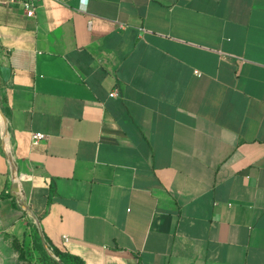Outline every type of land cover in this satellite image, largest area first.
Instances as JSON below:
<instances>
[{
    "label": "crops",
    "instance_id": "obj_1",
    "mask_svg": "<svg viewBox=\"0 0 264 264\" xmlns=\"http://www.w3.org/2000/svg\"><path fill=\"white\" fill-rule=\"evenodd\" d=\"M36 4L0 0V264H44L6 152L87 264H264V0Z\"/></svg>",
    "mask_w": 264,
    "mask_h": 264
},
{
    "label": "trees",
    "instance_id": "obj_2",
    "mask_svg": "<svg viewBox=\"0 0 264 264\" xmlns=\"http://www.w3.org/2000/svg\"><path fill=\"white\" fill-rule=\"evenodd\" d=\"M47 243H51L50 240L46 236ZM13 246L16 248V250L19 252V258L22 261L20 264H29L31 261L27 259V251L26 249L19 244L18 241L13 242ZM35 246L40 251V259L44 264H59L57 261L52 260L47 252L44 249V246L41 241V237L39 233H36L35 237ZM51 249L56 254V256L59 258V260L63 264H87L85 259L77 254H74L68 250H61L60 248L54 246L51 243Z\"/></svg>",
    "mask_w": 264,
    "mask_h": 264
},
{
    "label": "water",
    "instance_id": "obj_3",
    "mask_svg": "<svg viewBox=\"0 0 264 264\" xmlns=\"http://www.w3.org/2000/svg\"><path fill=\"white\" fill-rule=\"evenodd\" d=\"M0 117L4 120H6V115L0 110ZM7 133H8V129H7V125H6V132L4 133L5 138L7 137ZM7 156L10 160V162L13 164V167L15 165V176H16V183L14 184V189L17 191L16 192V196L19 200L20 206L22 209H24L25 211H27L35 220L36 224L38 225L39 228V232H40V237L42 240V244L44 246L45 251L47 252L48 256L52 259L57 261L59 264H63L59 258L56 256V254L53 252V250L49 247V244L47 243L46 237H45V233L43 231V228L41 226L40 220L38 218V216L34 213V211L32 210V208L29 206V204L27 203V201L24 199V195L22 194L21 190V175L18 169V165L16 163V160L12 157L10 152H6ZM17 185H20V192H18L17 190Z\"/></svg>",
    "mask_w": 264,
    "mask_h": 264
},
{
    "label": "built area",
    "instance_id": "obj_4",
    "mask_svg": "<svg viewBox=\"0 0 264 264\" xmlns=\"http://www.w3.org/2000/svg\"><path fill=\"white\" fill-rule=\"evenodd\" d=\"M12 2H19L22 3L26 9V12L29 16H34L36 9H37V4H36V0H10ZM111 95H117L116 92L111 93ZM33 138H34V142L38 143V141H40L41 139H45L46 138V134L43 132H35L33 133Z\"/></svg>",
    "mask_w": 264,
    "mask_h": 264
},
{
    "label": "bare ground",
    "instance_id": "obj_5",
    "mask_svg": "<svg viewBox=\"0 0 264 264\" xmlns=\"http://www.w3.org/2000/svg\"><path fill=\"white\" fill-rule=\"evenodd\" d=\"M3 124H4V133L6 132V124H5V120L3 119ZM8 134V133H7ZM14 169H15V165H14ZM15 174V173H14Z\"/></svg>",
    "mask_w": 264,
    "mask_h": 264
}]
</instances>
